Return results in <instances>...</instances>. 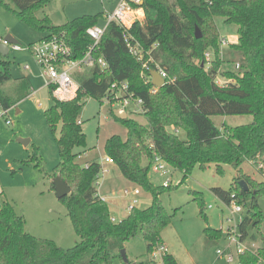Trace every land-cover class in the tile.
<instances>
[{"label":"trees","instance_id":"1","mask_svg":"<svg viewBox=\"0 0 264 264\" xmlns=\"http://www.w3.org/2000/svg\"><path fill=\"white\" fill-rule=\"evenodd\" d=\"M10 8L18 18L43 31L45 37L63 35L71 45L73 58L84 55L91 37L90 26L98 24L99 16L84 15L63 24H54L48 17H38L37 12L49 0H11ZM143 22L137 21L127 29L135 35L146 50H150L174 81L155 90L150 70L133 56L124 41L125 28L111 22L97 49L109 67H94L78 77L79 92L72 100H58L45 111L46 119L55 134L61 123L60 136L56 138L59 163L53 177L71 187V193L62 197L80 240L64 248L53 239L38 237L25 228V219L9 201L0 202V264H112L125 243L142 233L148 252L162 242V232L171 224L174 214L168 212L160 194L170 186L155 185L149 176L154 154L158 153L172 167L183 172L185 180L195 166L205 169L216 164L219 174L223 165L237 169L229 190L214 187V193L227 205L237 201L244 205L245 216L240 223L243 237L257 240L254 230L264 221L259 197H264V181L247 174L241 168L246 160L264 157V0H143ZM226 24L238 26L239 39L232 47L241 53V70L223 72L231 81L219 84L216 78L222 59L219 56L220 31L216 17ZM2 42L0 38V43ZM208 48L215 51L209 69L206 62ZM197 60H200L197 62ZM154 65L150 62V67ZM238 70V69H237ZM13 78L12 61L0 52V105L10 109L14 105L2 86ZM22 80H26L25 77ZM128 82L129 91L144 100L147 124L134 116H118L127 129L126 137L113 134L107 138L104 154L111 156L125 178L152 194L149 207H135L127 216L112 221L110 207L96 195V181L100 164L93 161L82 166L77 157V147L87 145L86 134L80 121L85 97L101 99L115 82ZM29 89V82L23 86ZM30 91V90H29ZM30 92L28 93V95ZM252 115L253 121L241 125L219 126L213 116ZM183 130L182 138L177 130ZM146 160V163L144 162ZM36 166L39 165L37 162ZM248 185L245 190L240 181ZM52 189L55 190L54 183ZM201 216L206 218L202 195L195 192ZM209 238L222 237L223 230L205 228ZM264 257V245L250 250L244 264ZM141 264H157L153 259ZM163 264H178L171 253L163 255Z\"/></svg>","mask_w":264,"mask_h":264},{"label":"rangeland","instance_id":"2","mask_svg":"<svg viewBox=\"0 0 264 264\" xmlns=\"http://www.w3.org/2000/svg\"><path fill=\"white\" fill-rule=\"evenodd\" d=\"M118 1L49 0L44 8L37 12V16L40 18L48 16L58 25L84 15L102 13L98 24L104 25L105 14L113 11ZM5 2L12 8L15 7L11 0ZM135 16L136 22L145 20L144 13L140 15L135 13ZM216 23L220 31L219 56L222 59L216 80L224 84L230 78L223 76V72L241 70H237L236 64L237 62L243 64V58L241 53L232 47V44L238 42V26L226 24L224 18L220 16L216 17ZM46 34L47 31L27 24L10 8L0 3V38L5 39L11 35L16 43L24 48L16 50L12 44L8 45L7 56L12 61L13 78L4 83L2 89L15 103L7 113H4L0 107V187L3 191L0 202L6 200L14 205L16 211L24 216L27 231L41 238L53 239L60 246L69 248L74 246L80 237L69 216L67 204L52 189L54 168L60 159L56 138L60 136L61 123L58 124L54 134L45 115V111L53 106L56 98L42 75L35 57L28 49L30 43ZM222 37L228 39L227 45L221 44ZM207 51L211 56L208 59L205 54L207 61L202 62L205 69L211 67L215 55L212 48H208ZM27 64L30 69L25 68ZM25 76L32 81V89H30L33 90L32 93L21 85ZM29 92L31 94L28 95ZM83 102L79 117L86 134L87 145L75 149L81 154V157L77 158L81 165L86 161L100 160L104 156L105 142L111 135L119 134L126 137L127 133L126 127L114 116L118 112L119 105L113 107L106 97L101 99L85 97ZM127 116H134L141 123L147 124L142 113ZM213 120L220 127L224 123L236 126L252 122L253 116H213ZM177 132L185 138L183 130L179 129ZM20 139L29 141L25 144ZM37 162L38 166L35 165ZM144 162L146 163V160ZM223 167L224 174H219L215 163H210L205 169L197 165L182 181L183 172L167 165L168 176L172 182L168 185L170 189L160 194V199L168 212L174 216L171 224L162 232V242L168 247L169 253L176 257L178 264H232L218 253L228 245L226 232L230 225L227 221L230 209L214 193L213 188L221 187L229 190L237 175V169L230 164H224ZM109 168L110 172L103 181L101 191L108 198L111 215L122 219L128 215L126 206L129 202V198L123 196V188L130 185V182L116 164L109 165ZM241 168L256 180H262L261 174L249 160H246ZM149 176L158 186H162L168 178L156 172L152 165ZM195 192L202 195L206 218L201 216L199 205L194 200ZM151 202L152 194L142 189L137 207L145 209ZM258 202L264 214V197H259ZM234 224L236 225V222ZM207 226L222 229V237L215 240L209 238L205 232ZM254 232L258 245H264V221ZM147 245V241L139 232L125 243L124 248L129 263L118 256L112 264H141L151 260L153 255L152 252H148Z\"/></svg>","mask_w":264,"mask_h":264},{"label":"built area","instance_id":"3","mask_svg":"<svg viewBox=\"0 0 264 264\" xmlns=\"http://www.w3.org/2000/svg\"><path fill=\"white\" fill-rule=\"evenodd\" d=\"M142 3L143 0H119L116 3L113 11L107 12L105 14L104 25L95 24L90 26L87 29V34L91 37L92 43L82 57H72V47L63 35H53L49 38L44 36L28 45V49L35 57L36 62L40 66L41 73L45 77L47 84L51 87L52 93L56 99L72 100L76 98L80 88V82L78 80L80 75L87 73L94 67H99L102 70H105L109 67L105 57L103 55L97 54V49L99 48L100 42L111 22H116L125 28V32L123 34L124 41L127 44L130 53L135 56L137 60L142 62L145 69L150 71L157 69L165 79V84L167 82L174 81V78L171 77L158 62H155L151 51L146 50L142 46L141 42L135 37V35L127 32V29L132 27L137 20L135 13L138 15L144 13L143 9L141 8ZM1 40L8 45L12 44L13 48L16 50L24 49L18 43H9L6 39ZM228 43V39L222 37L221 44L227 45ZM206 56L208 59L211 56L209 51L206 52ZM150 62L154 63L152 67H150ZM240 66V63L237 62L236 68L239 69ZM25 68L29 69L30 66L27 64ZM231 80L232 79L229 81ZM128 89V82H115L111 85L108 94L105 96L113 107L119 105L118 112L115 113L118 116L140 114L146 110L144 107V100L140 97H136L134 93ZM3 110L4 113H7L9 109ZM79 122H81V120ZM80 157L81 154H79L77 158ZM93 161H97L100 164V172L96 181V195L101 201L107 203L108 198L101 191V188L103 187L102 184L107 173L110 172L109 165H113L115 162L114 159L107 154H104L100 160ZM93 161H86L82 166L89 167ZM249 162L256 167L257 171L262 176V180L264 181V157L258 155L256 159H251ZM167 165L168 163L162 158L161 155L158 153L154 154L152 167L156 172L162 176H168L169 170ZM171 182L172 180L168 176L163 185L168 186L171 184ZM1 194L2 190L0 189V195ZM141 194L142 188L134 183H130V185H127L123 188V196L129 198V202L126 206L128 213L137 207V203L139 202V197ZM228 206L230 209V216L227 218V221L230 223V225L226 232L228 245L224 249L219 250L218 253L220 256L226 257L228 262L232 264L236 261L238 264H244L243 257L250 250H257L260 246L248 235L243 237L240 232V223L243 221L245 216L244 205L237 201H233ZM111 219L114 222L120 220L115 216H111ZM235 222L236 225L234 224ZM168 252V247L164 243L160 244L152 251V259L155 260L157 264H163V255ZM248 264H264V257L260 255L256 261Z\"/></svg>","mask_w":264,"mask_h":264},{"label":"water","instance_id":"4","mask_svg":"<svg viewBox=\"0 0 264 264\" xmlns=\"http://www.w3.org/2000/svg\"><path fill=\"white\" fill-rule=\"evenodd\" d=\"M9 43H16V40L11 36V35H8L6 38H5ZM0 52L3 56H7L8 53H9V46L8 44L4 43V42H1L0 43ZM202 66H204V64H202ZM150 76L152 78V83L155 87L157 88H160V87H163L165 85V79L162 77V75L160 74V72L157 70V69H153L150 71ZM21 142L23 143H27L29 140L27 139H20ZM53 183H54V186H55V191H56V194L59 198H62L68 194L71 193V187L65 183L60 176H56L53 180ZM240 184L242 185V187L245 189V190H248V185L247 183L242 180L240 181ZM120 254H121V257L123 258V260L126 262V263H129V259L127 257V254H126V250L125 248H122L121 251H120ZM131 264H137V263H131Z\"/></svg>","mask_w":264,"mask_h":264},{"label":"crops","instance_id":"5","mask_svg":"<svg viewBox=\"0 0 264 264\" xmlns=\"http://www.w3.org/2000/svg\"><path fill=\"white\" fill-rule=\"evenodd\" d=\"M238 39H239V36H238ZM29 69H30V68H29ZM25 79L28 80V82H29V90L32 89V81H31V79H30L28 76H25ZM26 80H24V81L22 80V81H21V85H22V87H23L24 84L26 83ZM32 91H33V90H31L30 92L32 93ZM31 93H30V94H31ZM223 117H225V116H223ZM130 183H131V182H130ZM131 184H132V183H131ZM0 189L2 190L1 187H0ZM2 193H3V191H2Z\"/></svg>","mask_w":264,"mask_h":264}]
</instances>
